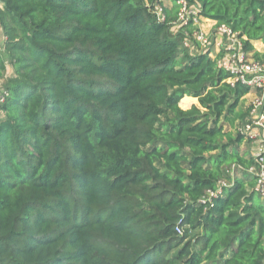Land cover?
I'll return each mask as SVG.
<instances>
[{"label":"trees","instance_id":"trees-1","mask_svg":"<svg viewBox=\"0 0 264 264\" xmlns=\"http://www.w3.org/2000/svg\"><path fill=\"white\" fill-rule=\"evenodd\" d=\"M169 1L0 0V264H264L251 91ZM184 1L264 65V0Z\"/></svg>","mask_w":264,"mask_h":264},{"label":"built area","instance_id":"built-area-1","mask_svg":"<svg viewBox=\"0 0 264 264\" xmlns=\"http://www.w3.org/2000/svg\"><path fill=\"white\" fill-rule=\"evenodd\" d=\"M180 9L175 26L181 29L192 30L191 35L182 30L188 38L184 45L189 47L190 40H194L206 51L212 44V39H219L220 46L224 53L217 60V66L230 75L231 83H239L248 87L253 94L251 112L246 121L238 128L239 132L244 135L249 145L253 147L251 154L253 163L247 172L255 177L254 191L257 196L264 200V65L254 60L251 53L246 52L237 33H234L226 25H218L216 22L210 29H214V34L201 29L200 24L203 19L198 15L194 6H188L184 0L178 1ZM161 9H157L159 15ZM8 95L7 90L0 85V105L4 103ZM2 113L0 112V116ZM221 192L217 189L215 192L208 191L201 199L202 203L212 206V199ZM176 232L182 234L181 228L177 227Z\"/></svg>","mask_w":264,"mask_h":264},{"label":"rangeland","instance_id":"rangeland-1","mask_svg":"<svg viewBox=\"0 0 264 264\" xmlns=\"http://www.w3.org/2000/svg\"><path fill=\"white\" fill-rule=\"evenodd\" d=\"M162 4H163V6L164 7H171V3H170V1L169 0H159ZM156 8H159L158 6L156 7ZM162 12H160L159 13V16L160 17H162ZM203 25L202 24H200V27H202ZM177 30V28H174L173 30H172V32L174 33L175 31ZM211 34H214V31H211ZM215 38L214 39H212V48H211V46H210V48H211V55H212V58H214L218 53H224V51H222V48H221V46L219 45V46H217L216 45V43H215ZM188 45H189V50H190V52L192 53V54H197V53H200L201 51H203L201 48V46L200 45H198L194 40H190L189 41V43H188ZM214 51H216V52H214ZM217 53V54H216ZM210 55V56H211ZM2 85V84H1ZM252 99H253V95H251L249 98H247L246 100H243L242 101V106L243 107H247V105H250V103L252 102ZM186 102H185V101ZM182 102H181V105H182V108H188L189 106H190V103L192 104V103H197V101L196 100H194V99H184ZM183 103H186V105H184ZM245 103H247V105L245 104ZM246 151L248 152V153H250V154H252L253 153V147L251 146V145H248L247 147H246Z\"/></svg>","mask_w":264,"mask_h":264},{"label":"crops","instance_id":"crops-1","mask_svg":"<svg viewBox=\"0 0 264 264\" xmlns=\"http://www.w3.org/2000/svg\"><path fill=\"white\" fill-rule=\"evenodd\" d=\"M214 23H215L214 21L205 19L201 23L203 25L201 27V29L204 30L205 32L209 31L211 33V31H214V29H210V27L213 26ZM215 43H216L217 46H219L220 45L219 39H217L215 41ZM2 44H3V39H2V35L0 33V60L3 62V66H4V70H1V68H0V85L2 84V86L4 87L7 79H9V78H11L13 76V71H12V68H11V66L9 65V63H8V61L6 59V55L4 53ZM254 48L257 51H259V52H264V46L260 42L254 43ZM214 52H216V51H214ZM218 54H220V53H218ZM211 57H212V55H211ZM251 95H253L252 92L249 95H247L244 98V100L249 98ZM245 104L247 105V103H245Z\"/></svg>","mask_w":264,"mask_h":264}]
</instances>
